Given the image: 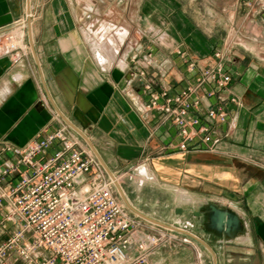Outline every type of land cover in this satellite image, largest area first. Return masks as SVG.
I'll return each instance as SVG.
<instances>
[{
	"label": "crops",
	"instance_id": "0c3cea01",
	"mask_svg": "<svg viewBox=\"0 0 264 264\" xmlns=\"http://www.w3.org/2000/svg\"><path fill=\"white\" fill-rule=\"evenodd\" d=\"M28 3L39 16L28 55L0 57V144L58 128L56 112L111 171L143 169L119 182L130 213L196 236L181 232L190 242L158 246L147 264H264V15L246 0H0V26ZM217 49L232 79L224 100L207 102L227 120L214 126L213 149L195 139L182 150L178 126L147 109L145 85L178 92ZM211 205L236 213L240 228L210 227ZM8 261L20 264L14 253Z\"/></svg>",
	"mask_w": 264,
	"mask_h": 264
},
{
	"label": "built area",
	"instance_id": "2783aa9c",
	"mask_svg": "<svg viewBox=\"0 0 264 264\" xmlns=\"http://www.w3.org/2000/svg\"><path fill=\"white\" fill-rule=\"evenodd\" d=\"M246 4L251 13L264 15V0ZM38 17L36 6L28 3L21 16L0 26V57L14 64L26 58L27 32ZM214 57L215 64L178 92L145 85L147 109L178 126L182 150L195 139L213 149L214 126L227 120L222 106L207 102L216 94L224 100L232 79L222 49ZM187 62L196 71V62ZM53 118L58 128L42 130L23 146L0 144V264H13L8 261L13 253L20 264H147L158 246L190 242L181 230L130 213L118 189L122 174L110 172L74 126L56 112ZM137 183L142 186L143 180Z\"/></svg>",
	"mask_w": 264,
	"mask_h": 264
},
{
	"label": "water",
	"instance_id": "95a60500",
	"mask_svg": "<svg viewBox=\"0 0 264 264\" xmlns=\"http://www.w3.org/2000/svg\"><path fill=\"white\" fill-rule=\"evenodd\" d=\"M91 145H92V143H91ZM92 147H93V149H95L93 145H92ZM95 152L97 153L96 149H95ZM210 208H211V211L208 212V221H209L210 227L218 229L219 232H222L223 230H226L227 232H230V231H235V230L240 228L241 221H240L239 216L236 213H234L232 211H228V210H223V209L217 208L214 205H211ZM176 211L178 213H180V212H182V209L178 208ZM197 213L200 214V212H197ZM143 217H145V218H147V219H149V220H151L153 222H156L158 224H161L163 226L174 228V229H178V230H181V231H183L185 233H188V234L196 237L195 235H193L192 233L188 232L187 230H184V229L179 228L177 226H173V225H170V224H166L164 222L157 221L154 218H149V217H147L145 215Z\"/></svg>",
	"mask_w": 264,
	"mask_h": 264
},
{
	"label": "rangeland",
	"instance_id": "374dc122",
	"mask_svg": "<svg viewBox=\"0 0 264 264\" xmlns=\"http://www.w3.org/2000/svg\"><path fill=\"white\" fill-rule=\"evenodd\" d=\"M124 51H125V49H124ZM122 52H123V50H122ZM137 172L139 173L140 171H139V169L137 170ZM119 174H122V178L120 179L121 180V182H124V180H125V178H130V177H137V178H144V176H137V175H135V173L134 172H130V173H128V174H126V172H119ZM138 180V179H137ZM143 180V179H142ZM119 184V183H118ZM137 185H138V183H137ZM133 202H134V204L136 205L137 203H138V200H133ZM185 243V242H184Z\"/></svg>",
	"mask_w": 264,
	"mask_h": 264
},
{
	"label": "bare ground",
	"instance_id": "6f19581e",
	"mask_svg": "<svg viewBox=\"0 0 264 264\" xmlns=\"http://www.w3.org/2000/svg\"><path fill=\"white\" fill-rule=\"evenodd\" d=\"M114 50V49H113ZM110 170V169H109ZM110 172H113V171H111L110 170ZM113 174L115 175V173L113 172ZM121 180H118V182L117 183H119ZM122 183V182H121ZM118 187H119V184H118ZM120 189V188H119ZM138 215H140V216H143V215H141V214H138ZM174 226V225H173ZM177 227H179V226H177Z\"/></svg>",
	"mask_w": 264,
	"mask_h": 264
}]
</instances>
